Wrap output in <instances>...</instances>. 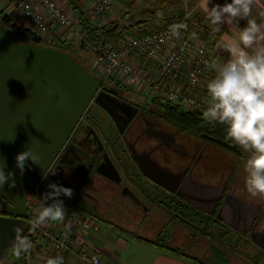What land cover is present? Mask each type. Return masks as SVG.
Instances as JSON below:
<instances>
[{"label": "flooded vegetation", "instance_id": "flooded-vegetation-1", "mask_svg": "<svg viewBox=\"0 0 264 264\" xmlns=\"http://www.w3.org/2000/svg\"><path fill=\"white\" fill-rule=\"evenodd\" d=\"M102 85L104 89L99 91L103 94L98 101L94 98L91 100L42 178L49 191H52L48 187L50 183L74 190L72 198L63 194L60 196L65 210L76 211L105 223L111 215L109 211L117 213V206L126 201L137 215H146L151 206H157L173 217L163 203L169 200L185 201L144 177L132 160V155H135L149 174L167 177L170 184L178 182L180 185L183 180L186 183L192 180L209 185L224 184L216 211L230 187L236 195L257 206L250 229L264 232L261 220L264 197L260 196L263 202H254L247 197L246 182L240 172L239 160L247 159V153L237 147L238 151L215 143L210 139L213 136L208 133L182 131L166 118L163 105L150 98L131 94L115 82L107 81ZM213 144L232 151L239 162L227 166L226 161L218 175H215L212 152L209 151ZM204 159L209 160L205 168L202 167ZM111 165L117 171L118 181L98 173L99 170L110 169ZM214 176L217 177L214 179ZM113 178H116L115 175ZM215 213L209 216L216 219ZM217 221L222 231L240 234L220 220Z\"/></svg>", "mask_w": 264, "mask_h": 264}, {"label": "water", "instance_id": "water-1", "mask_svg": "<svg viewBox=\"0 0 264 264\" xmlns=\"http://www.w3.org/2000/svg\"><path fill=\"white\" fill-rule=\"evenodd\" d=\"M102 80L90 73L68 52L52 46L20 41L15 33L0 25V165L6 161L5 173L15 174L16 187L8 184L0 190V260L14 246L15 228L27 229V195L40 185L48 167L94 98L98 101ZM215 143L236 150L229 144L210 137ZM29 149L39 159L25 162L20 174L15 157ZM132 160L140 173L205 214L216 211L224 191V184L209 185L192 181L170 184L168 178L149 174L135 155ZM118 181L115 168L98 171ZM115 175V179L113 176ZM179 185V186H178ZM78 206V204H76ZM86 213L88 210L83 209ZM257 206L239 197L229 187L215 213V218L231 227L264 251V232L250 229ZM241 225L242 227H239Z\"/></svg>", "mask_w": 264, "mask_h": 264}, {"label": "built area", "instance_id": "built-area-1", "mask_svg": "<svg viewBox=\"0 0 264 264\" xmlns=\"http://www.w3.org/2000/svg\"><path fill=\"white\" fill-rule=\"evenodd\" d=\"M34 1L42 12L35 11L31 0H13V5L38 36L50 41L53 26H58L65 30L67 42L83 40L77 23L55 0ZM113 1L90 0L95 26L103 27L114 20L110 17ZM193 13L187 11L166 25L153 21L150 25L129 28V31L120 30L121 38L114 45L100 42L89 46L93 69L95 66L99 69L103 83L108 80L124 83L147 92L163 104H175L182 109L195 108L203 113L207 98L201 96V84L204 77L212 78L213 71L209 68L208 41L190 31L191 24L198 26L191 19ZM173 26L182 27L173 34ZM177 79L178 87H175L173 82ZM43 193L42 186L37 185L27 195L28 218L24 236L32 241L33 247L13 264H38L35 254L40 251L46 253L45 261L60 256L63 264H70V259L72 264H104L98 253L75 247L79 219L68 210H65L63 221H50L32 231V220L45 204Z\"/></svg>", "mask_w": 264, "mask_h": 264}, {"label": "clouds", "instance_id": "clouds-1", "mask_svg": "<svg viewBox=\"0 0 264 264\" xmlns=\"http://www.w3.org/2000/svg\"><path fill=\"white\" fill-rule=\"evenodd\" d=\"M253 4L254 0H226L210 7V0H200L199 7L216 32L222 25L247 20L245 26L234 34L225 35L219 44L229 54L228 59H214L209 64L214 75L206 85V109L202 116L207 122L227 126L226 139L248 154L244 165L248 193L253 197H264V27L249 18ZM178 27L182 26H173V34H177ZM29 158L35 163L39 159L29 149L15 157L21 175ZM5 167L6 161L0 165V190L6 183L9 188L16 187L15 174L11 171L5 173ZM48 187L52 191L42 195L45 204L32 220L33 232L50 221H63L65 205L60 196L72 198L74 195L72 188L57 183H50ZM49 200L52 202L47 203ZM22 232L21 228L14 229L17 258L29 253L33 247L32 241ZM46 264H63V258L50 257Z\"/></svg>", "mask_w": 264, "mask_h": 264}, {"label": "rangeland", "instance_id": "rangeland-1", "mask_svg": "<svg viewBox=\"0 0 264 264\" xmlns=\"http://www.w3.org/2000/svg\"><path fill=\"white\" fill-rule=\"evenodd\" d=\"M160 1L161 0H115V2H118L120 7L127 11L126 14H122L124 24L130 23L126 26V30L135 26H139L140 24L147 23V19H149L150 16H153L155 12H158L164 17L170 18H174V16L180 13L177 11H179L182 7L180 4H177L178 0H165L162 6L159 5ZM119 6L113 8V11H115L114 9H121ZM158 9L159 11H157ZM116 22V20H113L110 24H114ZM150 23H153V19ZM38 37L40 39L39 44L46 45L47 43H50V41H47L46 38L41 36ZM73 57L90 73L97 75L101 79L100 74H98L99 69H97L96 66L94 69L92 67V53H74ZM209 80L208 78L204 77L201 84V96L204 95L205 98H207L204 93L206 91L205 87L207 85V81ZM108 81L113 82V80ZM115 83L125 89H128L131 94L133 93L147 99L150 98L158 104L163 105L161 101L151 95H148L147 92L138 91L137 89L127 86L124 83ZM177 83L178 79L173 82V85L178 87ZM180 109L183 111H197L195 108ZM210 149L209 151L212 152V165L215 175H218V172H220L226 161H228L226 164L227 166H229L230 163H237L240 161L241 175L244 177L243 179L246 178V172L244 168L246 162L245 158L237 161V157L232 151L223 149L219 145H210ZM207 163H209V160L204 159L202 161V167L205 168ZM215 177L217 176H214V179ZM203 178L206 180L205 176H203ZM246 195L254 202H263L260 196L253 197L249 193ZM166 203L167 201H165L163 204ZM117 208H119L117 213L109 211L111 215H109L105 221V223L109 226L104 227H109L112 229L115 228L119 230V232L123 233L120 235L124 238L127 237L126 233H124L126 231L129 233L133 232V234L145 238L147 237L148 239H154L155 237L159 236V234H162L164 238H166L165 241H167L168 244H170L172 247L178 248L182 255L195 258V261H197L199 264H264V251L255 245L250 240L249 236H242L241 234L233 233H228L223 236V234H220L222 229L217 231V229L212 226H208L205 230L207 233L202 234L196 228H188L181 223H177L167 211H164L157 206H151L150 212L146 215H137L135 213L136 210L132 208V206H130L126 201L118 205ZM69 212L73 214L75 211L70 210ZM121 212H124V214H120ZM261 220L263 224L264 210L261 214ZM220 239H223L225 243H223ZM118 253L120 255V252ZM12 254H14V246L11 247L6 253L5 257L0 260V264H7L11 262V259L14 256ZM115 258H119V256L115 255Z\"/></svg>", "mask_w": 264, "mask_h": 264}, {"label": "crops", "instance_id": "crops-1", "mask_svg": "<svg viewBox=\"0 0 264 264\" xmlns=\"http://www.w3.org/2000/svg\"><path fill=\"white\" fill-rule=\"evenodd\" d=\"M31 1L35 11L42 12V8L37 5L34 0ZM55 2L69 17L73 18V20L77 23L71 7L65 0H55ZM80 2L83 7L85 16L90 19L91 22H93L90 0H80ZM225 2L226 0H210L209 6L211 7V4L213 3L223 4ZM227 2H230V0H227ZM177 4H180V6L182 7L177 12L185 13L187 11H193L200 12L201 14L206 16V13H204V11L199 7L200 0H178ZM115 5L119 6L118 2H115L114 0L112 9L116 7ZM120 8L121 9H114L115 11L110 14V17L111 20L114 19L117 21L114 24H117L119 29L124 32L126 31V26L130 23L124 24L122 14H126L127 11L122 7ZM0 12L8 14L13 21H16L17 23L22 24L26 27H30L24 17L15 10L13 0H0ZM152 17L153 16H150V18L147 19L148 22L142 25H150L152 19L153 21H156V19ZM249 18L255 19L258 24L264 27V0H254L251 16ZM246 23L247 20H240L238 24L234 21L230 25H222L219 32L212 30L209 39H207L209 43L210 41H212V44H209L208 52L210 63L214 59H220L223 61H226L228 59L229 54L223 51L219 47V44L225 35H231L238 32L240 28L246 25ZM211 27L213 29L214 26ZM51 31L52 36L50 40H66L64 29L58 26H53ZM127 31L129 30L127 29ZM204 93L207 97V88ZM3 209L4 206L0 201V211H2ZM73 214L79 219V224L77 225V236L76 238H74L75 247L98 253L102 257V261L104 264H196L191 260L182 258L168 251L162 250L159 247L137 240L136 238H134L135 234H133V232H124L127 235V237L124 238L120 235L123 233L119 232V230L115 228L112 229L109 227H104L109 226L106 223H102L76 211L73 212ZM118 252H120L121 256ZM12 255L14 256L11 259V262H6L7 264H13L16 260L19 259L15 254ZM115 255H118L119 258H115ZM45 258V252L40 251L35 254V261L38 264H44V262H46ZM69 263H73L72 259L69 260Z\"/></svg>", "mask_w": 264, "mask_h": 264}, {"label": "trees", "instance_id": "trees-1", "mask_svg": "<svg viewBox=\"0 0 264 264\" xmlns=\"http://www.w3.org/2000/svg\"><path fill=\"white\" fill-rule=\"evenodd\" d=\"M65 1L69 4L75 15L77 25L79 27L83 40H80L78 43H71L65 40H50V43L46 44L47 46H52L56 49L66 51L73 56L74 53H90L91 49L89 46L96 45L100 42H109L113 45L117 43L121 33L117 24H107L103 27H97L90 21V19L85 16L80 0ZM164 2L165 0H161L159 2V5L162 6ZM157 11H159V9ZM182 15L183 13H179L174 16V18H170L164 17L158 12H155L153 18L156 19L158 25H166L175 20L177 17H181ZM191 19L193 22L197 23L198 26L191 24L190 31L194 35H197L207 41V39H209L210 33L213 30L211 27L212 25H210V21L205 15L201 14L200 12H194ZM0 25L12 30L20 41L35 44L40 43V39L37 33L32 28L26 27L22 24L17 23L16 21H13L12 18H10L8 14H4V12H0ZM208 44H212V41H210V43L208 42ZM163 107L166 118L171 123L181 128L182 131L195 133L205 132L213 136L214 138L228 143H233L230 140L226 139V125L205 121L200 111H183L179 107L171 104H163ZM166 207L171 211L174 220L176 218L179 223L185 225L188 228H196L202 234L207 233L205 230L208 226L215 227L217 231L221 230L218 227L220 223L216 219L201 212L200 210H197L195 207L185 202H175L173 200H169L166 203ZM220 234H223V236H225L226 234H228V232L220 231ZM134 238L139 241H143L145 243L159 247L160 249L168 251L174 255L191 260L196 264H199L197 261H195V258L182 255L178 248L172 247L170 244H168L167 241H165L166 238H164L162 234H159V236L155 237L154 239H148L136 234L134 235ZM220 240L225 243L223 239Z\"/></svg>", "mask_w": 264, "mask_h": 264}]
</instances>
